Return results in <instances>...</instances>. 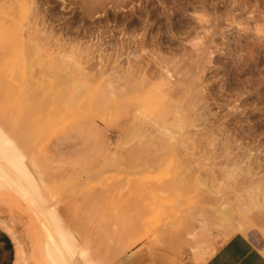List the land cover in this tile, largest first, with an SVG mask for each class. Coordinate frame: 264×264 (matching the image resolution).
<instances>
[{
    "label": "rangeland",
    "instance_id": "obj_1",
    "mask_svg": "<svg viewBox=\"0 0 264 264\" xmlns=\"http://www.w3.org/2000/svg\"><path fill=\"white\" fill-rule=\"evenodd\" d=\"M42 1L58 30L80 11L76 2L65 9L63 0ZM117 9L122 19L111 16L109 22L96 16L87 22L95 28H116L115 36H105L121 38L122 31L135 24L126 22L128 16H137L140 35L159 39L178 60L188 56L189 64L180 61L183 67L167 68L172 74L180 71L175 76L189 81L192 89L204 90L201 104L206 101L208 128L235 136L230 154L195 149L186 155L178 149H149L134 139L144 126L142 114L157 116L160 97L168 88L161 67L149 62L146 52L140 53L139 80L110 78L115 57L80 94L77 86L65 88L56 82L43 88L40 70L24 71L26 78L14 88L13 102L0 124L14 132L11 137L37 176L46 203L57 208L80 249L90 252L96 264L154 262L162 252L173 258L186 254L195 261L192 248L208 242L214 249L236 233L200 231V212L224 219L218 208L240 188L256 184L253 176L239 178V161L234 160L239 138L251 146L262 145L264 155V0H127ZM0 35V51L18 50L27 39L6 36L2 29ZM33 47L25 60L35 63L42 55L39 46ZM124 53L120 61L126 67L129 50ZM4 74L0 70V77ZM110 80L118 88L110 89ZM118 90L126 92L120 108ZM33 213L17 193L0 188V224L15 240V264H47L40 219ZM244 234L264 251V214L257 215Z\"/></svg>",
    "mask_w": 264,
    "mask_h": 264
},
{
    "label": "bare ground",
    "instance_id": "obj_2",
    "mask_svg": "<svg viewBox=\"0 0 264 264\" xmlns=\"http://www.w3.org/2000/svg\"><path fill=\"white\" fill-rule=\"evenodd\" d=\"M123 1L127 2V0H63L67 5H64L65 9L70 2H76L79 3L77 5L80 11L76 13L74 19L66 21L65 25L58 30L56 22L47 16L49 11L47 12L42 7L45 3L42 0H0V29L6 33V36L27 37V39H23L24 42L19 48L20 50L5 49L0 51V70H5L3 77H0V116L8 114L7 106L13 102L14 88L19 87L26 78L22 75L24 71L40 70L41 77H39L42 79L43 88H47L56 82V85L61 84L65 88L77 86L79 90L76 92L79 93L78 91L81 89H86L88 85L96 82L97 73H105V69L111 65L109 63L115 60V57L117 60L112 62L110 78H113L112 75H114L119 80L128 77L135 81L139 80L136 77V72H139V65L143 62L140 53L146 52L151 57L149 62L161 67L168 88L167 92L160 97L158 115L148 117L146 113L142 114L144 126L138 131L134 139H139V143L142 142V145L149 149H178L180 154L186 155L195 149H208L213 154H230V147L233 145L231 138L235 139V136L225 133L227 131H216L208 128V119L205 116L207 113L204 109L206 105H203L206 104V101L201 104L204 90L202 88L192 89L193 85L189 81H185L180 76H175L180 71L177 70V73L172 74L173 70H168L171 68L169 64L175 65L173 69L183 67L180 61L183 64H189L188 56L186 58L182 55L178 60L177 55L164 49L165 45L159 39L145 37L144 33L140 35L136 29L137 21H139L137 16L131 15L128 18L124 16L127 18L126 22L135 24H131L133 25L132 30H123V36H119L121 38L105 36L106 33L115 36L112 31L116 28L111 29L107 26L102 29L98 25L95 28V23L91 24L89 20L87 22L88 18L91 19L96 16L105 17L110 22L111 16L118 17L117 8H121ZM117 25L121 26L122 24L119 22ZM124 26L126 25L124 24ZM124 26L122 27L124 28ZM163 38L165 39V37ZM172 42L174 43L171 41V44ZM33 45L39 46L37 48L42 55L41 60L35 63L25 60L26 55H29L28 52H32L30 50L34 48ZM127 50H129V60L125 67L120 58ZM29 58L30 56L28 60ZM194 61L196 62V59ZM150 67L152 69V63ZM92 71H96L95 77L92 75ZM172 76L175 77V80L172 79ZM148 77L150 78L149 75ZM121 86L127 87L125 82ZM4 87L12 89V91L6 92L2 89ZM116 88L118 86L110 80V89ZM132 88L127 89L132 92ZM125 95V91L118 90L115 93L116 102H120ZM135 114L137 115V113ZM133 123L136 125L135 122ZM8 128L6 125L4 127L2 123L0 124V188L17 193L34 210L35 217L40 219L44 236L41 249L47 264H96L92 259L93 257L87 255L90 252L86 254L80 249L78 238L65 225L57 208L46 203L37 176L25 164L22 149L11 137L14 132L11 135L10 128ZM254 132L255 130L249 131L250 134H254ZM239 148V155L234 157V160L239 161V178L243 175L253 176L254 179H257L256 184L240 188L239 193H235L232 200H228L222 207L218 208L221 213H224V219L205 218L203 210L200 214L198 213V216L201 217L199 218L201 219L199 220L200 231L208 233L212 229H217L228 235L234 232L248 233L255 223L256 216L264 214L262 212L264 210V195L261 193L264 191L262 145L251 146L239 138ZM201 247H203L202 252L215 250V248H209L208 242L202 244Z\"/></svg>",
    "mask_w": 264,
    "mask_h": 264
},
{
    "label": "crops",
    "instance_id": "obj_3",
    "mask_svg": "<svg viewBox=\"0 0 264 264\" xmlns=\"http://www.w3.org/2000/svg\"><path fill=\"white\" fill-rule=\"evenodd\" d=\"M122 101L116 102L117 108H120ZM194 236H197L196 230ZM201 246L192 248L197 255L195 261L186 254L173 258L169 253L162 252L158 253L154 262L141 259L140 264H264V251L243 232L234 233L215 247L213 252H202ZM16 257L15 240L10 231L0 224V264H15ZM126 264L131 263L127 261Z\"/></svg>",
    "mask_w": 264,
    "mask_h": 264
}]
</instances>
